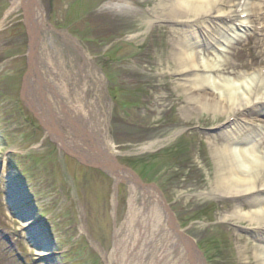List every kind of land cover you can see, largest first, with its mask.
Instances as JSON below:
<instances>
[{
	"label": "rangeland",
	"instance_id": "obj_1",
	"mask_svg": "<svg viewBox=\"0 0 264 264\" xmlns=\"http://www.w3.org/2000/svg\"><path fill=\"white\" fill-rule=\"evenodd\" d=\"M139 1L148 12L156 3ZM32 9L40 16L37 36L23 4L0 0V264H122V254L140 243L145 222L154 236L150 255L127 263H152L169 229L161 219L165 208L206 264H238V245L245 243L238 237L251 244L260 236L223 223L226 203L210 195L215 160L209 143L226 129L211 112L188 115L177 76L159 66L172 49L170 25L157 21L139 30L137 21L122 19L132 9L127 0H35ZM45 36L51 50L58 44L61 62L74 60L82 85L85 59L97 72L107 104L104 125L119 147L114 163L131 180L62 148L29 103L30 53L32 46L42 53ZM245 43L231 61L250 58L252 43ZM34 60L41 68V59ZM157 82L165 89L157 92ZM26 221H36L34 231ZM42 251L51 257L41 258Z\"/></svg>",
	"mask_w": 264,
	"mask_h": 264
},
{
	"label": "bare ground",
	"instance_id": "obj_2",
	"mask_svg": "<svg viewBox=\"0 0 264 264\" xmlns=\"http://www.w3.org/2000/svg\"><path fill=\"white\" fill-rule=\"evenodd\" d=\"M127 1L132 9L123 10L122 19L137 21L139 30L150 29L157 21L170 25L172 49L169 55L159 58L158 64L177 76L175 87L185 95V112L188 115L196 111L211 112L215 123L225 127L223 134L209 143L215 160L209 192L226 203L223 223H232L254 237L260 236L251 244L238 237L239 242H245L238 245V264H264V5L257 4V0H156L148 12L141 8L144 1ZM19 2L34 26L31 25V35H40L35 32L40 16L32 15L35 0H12L14 7ZM49 42L45 36L43 54L36 53L34 46L31 49V68L24 86L29 103L36 108L47 129L56 134L62 148L106 167L119 179L131 180L132 174L114 163L119 147L110 139V131L104 125L107 104L97 72L85 59L81 68H85L86 81L82 85L74 72V60L61 62L63 56L58 44L51 50L47 46ZM243 42L252 43L247 54L250 58L231 61ZM211 55H215V60L209 58ZM79 56L82 57L81 52ZM34 59H41V68L40 60ZM242 69L245 73L240 72ZM227 75L234 80L227 79ZM33 86H36V99L31 95ZM154 87L157 92L165 89L159 82ZM253 115L254 118L249 117ZM223 118L226 123L221 124ZM157 142L143 149L153 148ZM161 219L169 229L160 253L149 264H206L195 240L174 226L166 208ZM25 223V227L33 230L36 221ZM146 224L141 238L137 239L140 243L126 251L125 256L122 254V264H128L127 259L150 255L147 248L153 244L154 236L152 226ZM125 242L119 243L118 249L125 247ZM51 255V251L39 253L41 258Z\"/></svg>",
	"mask_w": 264,
	"mask_h": 264
}]
</instances>
